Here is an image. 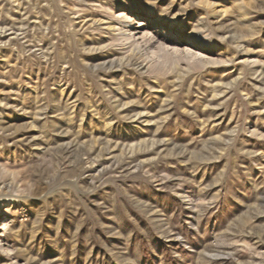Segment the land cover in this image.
Returning <instances> with one entry per match:
<instances>
[{
  "label": "rangeland",
  "instance_id": "rangeland-1",
  "mask_svg": "<svg viewBox=\"0 0 264 264\" xmlns=\"http://www.w3.org/2000/svg\"><path fill=\"white\" fill-rule=\"evenodd\" d=\"M3 188L0 264H264V0H0Z\"/></svg>",
  "mask_w": 264,
  "mask_h": 264
},
{
  "label": "bare ground",
  "instance_id": "bare-ground-1",
  "mask_svg": "<svg viewBox=\"0 0 264 264\" xmlns=\"http://www.w3.org/2000/svg\"><path fill=\"white\" fill-rule=\"evenodd\" d=\"M197 55H201V53H198ZM7 189L6 188H3L0 192L4 194V196H6L7 194Z\"/></svg>",
  "mask_w": 264,
  "mask_h": 264
}]
</instances>
